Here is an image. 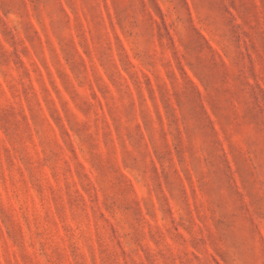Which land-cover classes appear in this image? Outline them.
<instances>
[{"label": "rangeland", "instance_id": "374dc122", "mask_svg": "<svg viewBox=\"0 0 264 264\" xmlns=\"http://www.w3.org/2000/svg\"><path fill=\"white\" fill-rule=\"evenodd\" d=\"M0 40L3 264H264V3L0 0Z\"/></svg>", "mask_w": 264, "mask_h": 264}, {"label": "clouds", "instance_id": "9594fccd", "mask_svg": "<svg viewBox=\"0 0 264 264\" xmlns=\"http://www.w3.org/2000/svg\"><path fill=\"white\" fill-rule=\"evenodd\" d=\"M260 2L264 3V0H260ZM173 20H174V16H173ZM197 21L198 22L196 24H194V26L199 31V33H200L201 37L203 38V40L207 42L208 46H209V38L215 40L216 43L219 44L218 41L216 40V37L211 33L210 29L206 25L201 23L198 18H197ZM41 25L44 26V21L43 20L41 21ZM173 27L176 28L175 25H173ZM121 31L124 33L125 38L128 40L129 44L133 47V50L136 53L135 46L133 45L132 41L127 37L126 32H124L123 30H121ZM205 33L207 34V36H205ZM113 35H115V30H113ZM176 37H177V39L179 41V46H182V33L180 32V30L178 28H176ZM115 39H118L120 41V39L118 37L115 38ZM0 43H3V41L0 40ZM4 47L7 48L8 47L7 44H4ZM177 47L178 46H176V49H177ZM220 47H222V46L220 45ZM167 58L171 59L170 55H168ZM180 58H181V61H182L183 65H186V67H184V72L186 74V78L191 81L192 85L195 87V89L200 93L201 97L203 98L205 111H206V113L208 115L209 121L212 124L213 130L218 135V139H219V142H220L221 149H222L224 155L226 156V159L228 161V164H229V167H230L231 171L233 172L235 183H236V187H237L238 191L240 192V194L242 195L244 201L246 203H249V198H248V194H247L246 188H245L243 182L241 181L239 173L237 171L236 161L233 159V153L231 151V146L233 144L232 135L231 134H227L226 135L224 133L223 128H222V126L220 124V121L216 118L215 114L213 113L211 105H210V103L208 101V94L205 91L204 85L201 83V81L199 80V78L196 75V73L190 67V63L189 62H190L191 58L187 55V53L185 52L183 47L180 48ZM227 58L229 60L228 56H227ZM253 60H255V57H253ZM220 62L225 66L226 61H220ZM117 70H119L121 72V74H122V72H124L123 69L118 67V64H117ZM257 70L259 72V76H260L261 80L264 81V71H261L260 67H258ZM148 71H150L152 73L151 69H148ZM159 72H160L161 75H163L164 69L160 68ZM69 75L71 76V74H69ZM2 82H3V79L0 78V83H2ZM103 82L105 83L104 80H103ZM262 86H264V83H262ZM84 87L87 88V86H84ZM77 115H79V114H77ZM81 119L83 121H85V117L84 116L81 117ZM81 150L85 151L82 145H81ZM137 179H138V177H137ZM217 259H219V258H217ZM0 264H3L2 260H0ZM219 264H224V262L222 260H220Z\"/></svg>", "mask_w": 264, "mask_h": 264}]
</instances>
